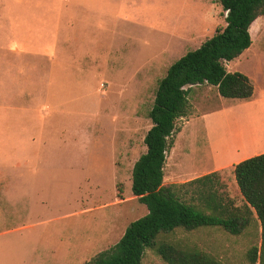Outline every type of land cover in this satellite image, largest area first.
<instances>
[{
  "label": "rangeland",
  "instance_id": "374dc122",
  "mask_svg": "<svg viewBox=\"0 0 264 264\" xmlns=\"http://www.w3.org/2000/svg\"><path fill=\"white\" fill-rule=\"evenodd\" d=\"M80 4L0 0V13L8 9L12 30L8 98L0 100V264H31L43 241L62 250L75 240L73 234L87 228L89 218L118 211L127 226L147 213L132 195L131 171L146 149L143 138L151 126L148 111L157 81L174 61L225 25L219 0ZM54 9H61L57 16ZM249 33L250 54L236 57L229 68L249 73L255 86L264 87V16ZM188 97L191 108L177 121L174 146L176 141L180 145L182 128L198 109L220 110L212 86L195 85ZM204 154L201 145L190 151L187 172L199 171ZM171 155L164 186L204 175L185 174L181 160L172 164ZM217 173L219 193L242 205L230 171ZM118 192L125 204L100 210L119 199ZM20 225L28 227L17 230ZM54 230H59V240L52 237ZM166 239L201 249L224 264H252L247 253L259 245L260 232L254 220L239 235L219 227L178 228ZM88 258L71 257V264ZM51 260L44 256V264ZM140 264L166 263L147 248Z\"/></svg>",
  "mask_w": 264,
  "mask_h": 264
},
{
  "label": "trees",
  "instance_id": "16d2710c",
  "mask_svg": "<svg viewBox=\"0 0 264 264\" xmlns=\"http://www.w3.org/2000/svg\"><path fill=\"white\" fill-rule=\"evenodd\" d=\"M219 2L225 25L174 61L157 81L148 111L151 126L143 138L146 149L131 171L132 195L147 213L129 222L115 244L81 264H140L147 248L166 264H224L194 246L173 244L166 236L178 228L189 232L199 227H219L239 235L254 220L260 226V242L248 250V260L264 264V153L233 166L234 180L243 198L240 206L219 193L216 171L163 185L164 164L178 131L177 121L189 114V88L208 84L215 86L221 97L235 99H247L253 93L250 79L241 72L228 71L226 64L250 46L249 29L264 16V0ZM117 196L122 199L119 192Z\"/></svg>",
  "mask_w": 264,
  "mask_h": 264
},
{
  "label": "crops",
  "instance_id": "0c3cea01",
  "mask_svg": "<svg viewBox=\"0 0 264 264\" xmlns=\"http://www.w3.org/2000/svg\"><path fill=\"white\" fill-rule=\"evenodd\" d=\"M76 1L81 3V6L90 7L88 4L90 0ZM5 10L3 13H0L3 14L2 16L0 15V100L8 98V46H11V43L8 45V31H12L8 29V9ZM56 11L59 12L61 9H54V15H56ZM250 52L251 44L237 59L249 55ZM230 63L231 61L226 64L227 70L230 72L238 71V69L231 70L229 68ZM243 74L250 79L253 85L252 96L247 99L223 98L216 90V99L219 103L218 108L220 110L209 112L204 109H198L193 117L186 121L180 133L181 143L177 146L176 141L174 146L177 131L174 142L167 152L164 168L169 152H171L170 162L173 164L180 159L182 170L185 174H207L215 171H230L234 178L232 173L234 164L264 153V87L255 86L252 76L249 73ZM193 86L195 85H192L189 90ZM212 87L216 89L215 86ZM198 145L203 146L205 152L202 158L199 156L201 158V168L197 172H187V169H185L186 159L191 150L197 151ZM35 155L44 165L40 157L41 154L37 152ZM172 174L177 176L179 171L173 169ZM124 204L125 200L117 199L110 204L100 206V210L118 207ZM81 214L84 213H77L78 216ZM12 216V212H9L8 217ZM120 216L121 214L117 211L87 219V228L84 231L82 230L81 233L78 231L76 234H73L75 240L71 242H69L68 237L67 240L69 243L62 250L60 247H55L50 243L46 244L44 241L41 245L38 243L34 249L31 264H44V256L46 255L52 257L50 264H71V257L76 259L89 256L88 259H90L97 252L110 247L121 238L126 225L123 224V221L120 222ZM45 222V225L48 224V220ZM27 227L20 225L17 227V230H22ZM258 232H260L259 223ZM58 234L59 230H54L52 237L57 235V239L59 240L60 237ZM42 238L43 235L41 236ZM72 243H75V245ZM84 261L86 260L75 264H81Z\"/></svg>",
  "mask_w": 264,
  "mask_h": 264
},
{
  "label": "water",
  "instance_id": "95a60500",
  "mask_svg": "<svg viewBox=\"0 0 264 264\" xmlns=\"http://www.w3.org/2000/svg\"><path fill=\"white\" fill-rule=\"evenodd\" d=\"M226 13H227V11H226Z\"/></svg>",
  "mask_w": 264,
  "mask_h": 264
}]
</instances>
